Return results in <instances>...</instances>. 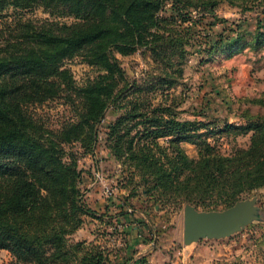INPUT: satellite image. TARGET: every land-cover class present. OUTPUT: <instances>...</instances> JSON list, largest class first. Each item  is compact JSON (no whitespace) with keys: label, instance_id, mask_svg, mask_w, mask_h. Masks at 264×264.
<instances>
[{"label":"trees","instance_id":"trees-1","mask_svg":"<svg viewBox=\"0 0 264 264\" xmlns=\"http://www.w3.org/2000/svg\"><path fill=\"white\" fill-rule=\"evenodd\" d=\"M221 3L260 11L248 43L241 21L215 13ZM33 7L74 21L25 17L22 12ZM191 40L202 59L219 50L262 47L264 0H0V250L12 256L9 264H107L104 249L69 243L83 217L99 216L83 197L78 152L66 147L77 144L82 155H94L108 109L120 113L106 126L105 146L139 175L154 205L221 210L264 187V116L209 129L180 120L170 106L126 99L125 87H118L125 72L116 53L145 47L155 62L176 65L157 79L169 88L173 74L182 75ZM78 56L100 71L84 85L65 67ZM56 98L73 106L76 117L50 129L29 107ZM249 133L248 146L230 153L209 141V135ZM183 142L196 146V158ZM117 208L130 214L124 200Z\"/></svg>","mask_w":264,"mask_h":264},{"label":"rangeland","instance_id":"rangeland-1","mask_svg":"<svg viewBox=\"0 0 264 264\" xmlns=\"http://www.w3.org/2000/svg\"><path fill=\"white\" fill-rule=\"evenodd\" d=\"M168 7V6H167ZM27 18L34 20H58L71 23V16L50 15L42 7H33L22 12ZM215 13L229 21H241L244 33L243 42L248 43L255 30L256 16L260 11H241L240 8L227 3L219 4ZM220 27L217 29L220 30ZM197 44L191 40L186 46L188 51L182 75L173 74L175 83L167 88L160 84L159 77L173 73L176 65L168 66L161 61H154L150 51L145 47L138 48L130 55L115 54L119 65L125 72V78L119 84L124 86L126 99L138 97L147 105L162 104L173 108L180 120L203 122L209 129L221 127L224 124H243L247 119L264 116V45L260 48L243 47L239 50H219L206 55L202 59ZM177 57H173L175 61ZM65 67L71 70L77 85H84L100 72L80 56L65 62ZM142 86L144 91L134 92ZM154 88L149 90V88ZM253 100H259L252 102ZM77 103V102H76ZM33 117L45 127L58 129L60 126L76 117V109L65 103L62 98H56L42 105L29 107ZM120 112L108 109L99 126L98 143L94 155L81 154L77 144L66 147L67 150L78 152V169L81 170V189L86 204L93 207L97 218L83 217L82 227L71 235L69 243L85 241L88 250L105 249L108 234L118 235L119 228L115 224V214L102 210L106 203H121L126 201L131 214L145 215L151 218L152 229L158 232V238L152 237L150 248H162L167 260L163 264H261L264 259V187L244 194L240 200H254L255 215L253 220L233 232L229 237L203 238L191 244L183 241V209L186 204L158 203L144 193L146 185L133 168H127L121 160L111 155L105 146L106 126ZM209 141L223 153H230L237 147L249 144L250 133L237 136L211 135ZM162 143V140L160 141ZM181 147L188 156L196 158L197 148L191 143L183 142ZM112 196H109V195ZM109 196V197H108ZM114 209V208H113ZM116 209V208H115ZM199 211L201 208L197 209ZM224 210V209H221ZM220 210V211H221ZM211 211V210H210ZM91 240L85 239L88 233ZM75 234V233H74ZM109 241V240H108ZM195 249L189 250V247ZM191 245V246H190ZM194 245V246H193ZM84 248V249H85ZM184 249L185 252H184ZM172 259V260H171ZM12 256L5 250H0V264H9Z\"/></svg>","mask_w":264,"mask_h":264},{"label":"crops","instance_id":"crops-1","mask_svg":"<svg viewBox=\"0 0 264 264\" xmlns=\"http://www.w3.org/2000/svg\"><path fill=\"white\" fill-rule=\"evenodd\" d=\"M117 204L106 203L104 207H101L102 210H109L110 213L114 212V216L116 217L114 221L116 227L119 228L118 235L111 236L108 234L105 236L107 238L106 246H111L106 251L104 249L107 264H163L168 256L166 257L162 248L157 247L155 249L149 247L152 243V237H155V239L158 238V240L160 238L158 237V232L155 233V228L152 229L151 227L153 220L145 215H139L140 217H137L134 213L118 214L119 208H117ZM91 208L95 210L93 207ZM127 211L132 212L130 208H127ZM97 216L100 215L97 214ZM73 235H77L76 232ZM83 238L84 240H91L92 234L89 232ZM196 246L201 247V245L197 244L194 247H189V250L192 248L195 249Z\"/></svg>","mask_w":264,"mask_h":264},{"label":"water","instance_id":"water-1","mask_svg":"<svg viewBox=\"0 0 264 264\" xmlns=\"http://www.w3.org/2000/svg\"><path fill=\"white\" fill-rule=\"evenodd\" d=\"M254 200H238L224 210L199 211L186 204L183 209V241L191 244L203 238L229 237L253 220Z\"/></svg>","mask_w":264,"mask_h":264},{"label":"built area","instance_id":"built-area-1","mask_svg":"<svg viewBox=\"0 0 264 264\" xmlns=\"http://www.w3.org/2000/svg\"><path fill=\"white\" fill-rule=\"evenodd\" d=\"M109 196H112V195L110 194ZM109 196H108V197H109Z\"/></svg>","mask_w":264,"mask_h":264}]
</instances>
